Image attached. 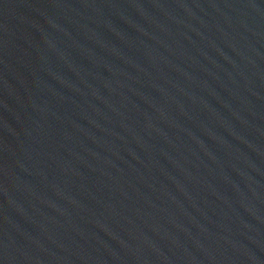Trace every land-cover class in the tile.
Here are the masks:
<instances>
[{"label": "water", "instance_id": "1", "mask_svg": "<svg viewBox=\"0 0 264 264\" xmlns=\"http://www.w3.org/2000/svg\"><path fill=\"white\" fill-rule=\"evenodd\" d=\"M0 264H264V0H0Z\"/></svg>", "mask_w": 264, "mask_h": 264}]
</instances>
